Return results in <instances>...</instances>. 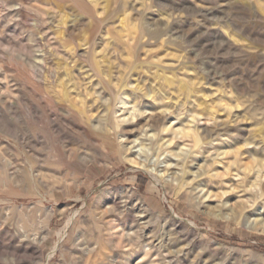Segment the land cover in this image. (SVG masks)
<instances>
[{
  "label": "rangeland",
  "instance_id": "obj_1",
  "mask_svg": "<svg viewBox=\"0 0 264 264\" xmlns=\"http://www.w3.org/2000/svg\"><path fill=\"white\" fill-rule=\"evenodd\" d=\"M0 264H264V0H0Z\"/></svg>",
  "mask_w": 264,
  "mask_h": 264
},
{
  "label": "bare ground",
  "instance_id": "obj_2",
  "mask_svg": "<svg viewBox=\"0 0 264 264\" xmlns=\"http://www.w3.org/2000/svg\"><path fill=\"white\" fill-rule=\"evenodd\" d=\"M147 33V32H146ZM120 86V85H119Z\"/></svg>",
  "mask_w": 264,
  "mask_h": 264
}]
</instances>
